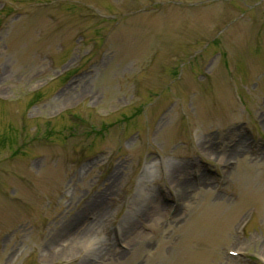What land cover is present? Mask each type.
Masks as SVG:
<instances>
[{
  "label": "rangeland",
  "instance_id": "1",
  "mask_svg": "<svg viewBox=\"0 0 264 264\" xmlns=\"http://www.w3.org/2000/svg\"><path fill=\"white\" fill-rule=\"evenodd\" d=\"M0 264H264V0H0Z\"/></svg>",
  "mask_w": 264,
  "mask_h": 264
}]
</instances>
